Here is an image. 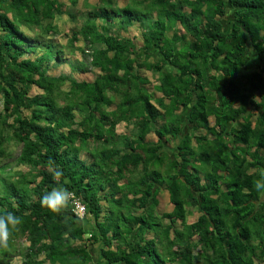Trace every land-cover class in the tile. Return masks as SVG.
<instances>
[{
	"label": "trees",
	"instance_id": "16d2710c",
	"mask_svg": "<svg viewBox=\"0 0 264 264\" xmlns=\"http://www.w3.org/2000/svg\"><path fill=\"white\" fill-rule=\"evenodd\" d=\"M9 140L0 264H264V0H0V160ZM56 166L82 217L42 206Z\"/></svg>",
	"mask_w": 264,
	"mask_h": 264
},
{
	"label": "rangeland",
	"instance_id": "374dc122",
	"mask_svg": "<svg viewBox=\"0 0 264 264\" xmlns=\"http://www.w3.org/2000/svg\"><path fill=\"white\" fill-rule=\"evenodd\" d=\"M77 8L82 9L83 10L82 12L88 10V7L84 6L82 1L79 2V4L77 5ZM61 26H62L61 27L62 32L60 35H62L63 33L68 34L69 30L71 29L70 24L65 22V23H62ZM133 33H135V32H133ZM57 37H58L60 44L66 46V50H67L66 53L68 54V56H72L73 60L77 59V60H81L85 64L87 63L88 60L85 57H83L77 49L72 48L71 45H68L69 44V38L68 37H63V36H57ZM74 45H77V44L74 43ZM69 50L70 51L72 50V54L69 53ZM74 62H77V61L74 60ZM51 73L53 75H59L62 73L71 74L73 77H75L76 79H80V80L89 79L91 76H93V73H91V72L85 74L84 72H81L78 70H72L67 63L61 64V65L56 66L55 68H52ZM146 74L149 77L151 84L155 83V82H153V78L151 76V73L146 72ZM159 94L160 93L156 91V95H159ZM127 131L128 132L130 131V126H127L125 123H121L117 126V132H127ZM4 144L6 146L7 155L2 157V159L0 160V164L8 163L9 167L12 166L13 168H16V169L21 168L19 170L25 172L27 169L26 166H17L15 164L16 157L20 151V145L14 143L13 141H10V140L7 142H4ZM161 190H160V193L158 196V200H159L158 208L162 209L164 211H170L172 208V205L169 202L168 194L166 191H164V190L161 191ZM196 215L197 214H195V213L193 215H189L187 218V221L192 222L195 219ZM14 244H15V246H14L15 249L11 251V254H9L8 258H11L12 259L11 261H13V262L18 263L21 259V254L25 248L24 246L27 243L23 237H17L14 241Z\"/></svg>",
	"mask_w": 264,
	"mask_h": 264
},
{
	"label": "clouds",
	"instance_id": "9594fccd",
	"mask_svg": "<svg viewBox=\"0 0 264 264\" xmlns=\"http://www.w3.org/2000/svg\"><path fill=\"white\" fill-rule=\"evenodd\" d=\"M52 174L56 185L43 194L41 204L53 214L64 216L69 210L74 193L65 187L70 181L63 176V170L59 166L55 167ZM254 188L257 192H264V173L260 174V177L255 181ZM22 223V217L15 212L4 211L0 213V251H10L9 240L13 232L19 230Z\"/></svg>",
	"mask_w": 264,
	"mask_h": 264
},
{
	"label": "built area",
	"instance_id": "2783aa9c",
	"mask_svg": "<svg viewBox=\"0 0 264 264\" xmlns=\"http://www.w3.org/2000/svg\"><path fill=\"white\" fill-rule=\"evenodd\" d=\"M74 213L77 214L79 217H82L85 213V206L77 197H73L72 203Z\"/></svg>",
	"mask_w": 264,
	"mask_h": 264
},
{
	"label": "crops",
	"instance_id": "0c3cea01",
	"mask_svg": "<svg viewBox=\"0 0 264 264\" xmlns=\"http://www.w3.org/2000/svg\"><path fill=\"white\" fill-rule=\"evenodd\" d=\"M85 223H86V224L89 223V220H88L87 222H85ZM90 224H91V223H90ZM89 248H90L91 252H92L93 255H94V258H95L94 260H95V261H96L98 258H100L99 254H96V251H97V249H98L97 244L90 245Z\"/></svg>",
	"mask_w": 264,
	"mask_h": 264
}]
</instances>
